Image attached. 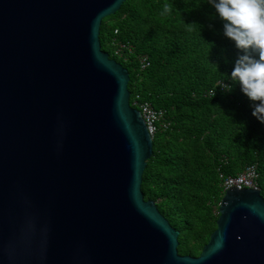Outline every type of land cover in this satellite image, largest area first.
I'll return each instance as SVG.
<instances>
[{
    "label": "water",
    "instance_id": "95a60500",
    "mask_svg": "<svg viewBox=\"0 0 264 264\" xmlns=\"http://www.w3.org/2000/svg\"><path fill=\"white\" fill-rule=\"evenodd\" d=\"M127 0H0V264H264L261 190L231 189L199 257L142 191L154 150L100 40Z\"/></svg>",
    "mask_w": 264,
    "mask_h": 264
},
{
    "label": "trees",
    "instance_id": "16d2710c",
    "mask_svg": "<svg viewBox=\"0 0 264 264\" xmlns=\"http://www.w3.org/2000/svg\"><path fill=\"white\" fill-rule=\"evenodd\" d=\"M166 3L174 8L162 15ZM192 23L200 27L190 32ZM100 40L130 73L131 104L165 112L170 127L154 138L142 191L180 232L179 254L199 257L217 230L221 176L256 166L264 197V123L231 79L241 50L208 0H127Z\"/></svg>",
    "mask_w": 264,
    "mask_h": 264
},
{
    "label": "clouds",
    "instance_id": "9594fccd",
    "mask_svg": "<svg viewBox=\"0 0 264 264\" xmlns=\"http://www.w3.org/2000/svg\"><path fill=\"white\" fill-rule=\"evenodd\" d=\"M223 22V34L241 50L231 79L253 104V115L264 123V0H208ZM174 5L164 4L162 15ZM200 27L187 24L188 31ZM230 90V89H229Z\"/></svg>",
    "mask_w": 264,
    "mask_h": 264
},
{
    "label": "built area",
    "instance_id": "2783aa9c",
    "mask_svg": "<svg viewBox=\"0 0 264 264\" xmlns=\"http://www.w3.org/2000/svg\"><path fill=\"white\" fill-rule=\"evenodd\" d=\"M124 48V46H121ZM120 55V51L117 52ZM142 68L145 69L149 66L148 58H142ZM131 106L140 111L148 132L150 136L154 139L156 134L161 131H166L170 127V124L165 120V112L156 110L150 103L139 102L138 98L135 100L134 104ZM222 187L224 191L231 189L237 190H260L259 188V174L256 166L248 167L243 173L236 177H227L221 176Z\"/></svg>",
    "mask_w": 264,
    "mask_h": 264
}]
</instances>
